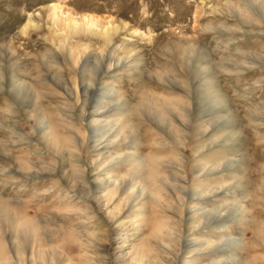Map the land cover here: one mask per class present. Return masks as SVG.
Wrapping results in <instances>:
<instances>
[{"label": "rangeland", "instance_id": "obj_1", "mask_svg": "<svg viewBox=\"0 0 264 264\" xmlns=\"http://www.w3.org/2000/svg\"><path fill=\"white\" fill-rule=\"evenodd\" d=\"M0 264H264V0H0Z\"/></svg>", "mask_w": 264, "mask_h": 264}]
</instances>
